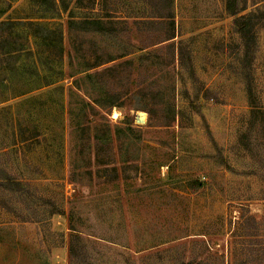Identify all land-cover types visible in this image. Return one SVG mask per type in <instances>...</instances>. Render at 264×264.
I'll return each instance as SVG.
<instances>
[{
	"label": "rangeland",
	"instance_id": "374dc122",
	"mask_svg": "<svg viewBox=\"0 0 264 264\" xmlns=\"http://www.w3.org/2000/svg\"><path fill=\"white\" fill-rule=\"evenodd\" d=\"M172 1L0 0V264H264V2Z\"/></svg>",
	"mask_w": 264,
	"mask_h": 264
},
{
	"label": "trees",
	"instance_id": "16d2710c",
	"mask_svg": "<svg viewBox=\"0 0 264 264\" xmlns=\"http://www.w3.org/2000/svg\"><path fill=\"white\" fill-rule=\"evenodd\" d=\"M264 2V0H262ZM150 2L151 6L153 7V15L151 19H142L143 22H148L151 24H155L156 26L161 25H167L168 33L163 38L158 40L157 42L162 43L165 41H168L167 45L171 48H173L174 55L176 56L177 49L178 54H183V40L179 41H171L176 37L175 32V13L174 9L172 7L173 1L172 0H148ZM233 14L237 15L235 18V21L238 25V28L240 32L243 34L245 39L249 37L253 33L254 25L257 21L264 18V3L263 6H260L258 10L250 11L249 13L238 15L239 10L232 9L231 11ZM249 42V39L247 40ZM176 48V49H175ZM111 60V59H110ZM106 61H109L107 59ZM127 62V61H126ZM149 112V122L152 124H158V125H170L172 121L175 119V116L172 117H157L154 115L150 110ZM156 116V117H155ZM158 118V119H157ZM250 219L257 220V223L262 220L264 222V219H257L255 215L248 214L246 217V221H249Z\"/></svg>",
	"mask_w": 264,
	"mask_h": 264
},
{
	"label": "bare ground",
	"instance_id": "6f19581e",
	"mask_svg": "<svg viewBox=\"0 0 264 264\" xmlns=\"http://www.w3.org/2000/svg\"><path fill=\"white\" fill-rule=\"evenodd\" d=\"M115 113H116V112H115ZM139 119H140L141 121H143V120H144V116L141 115V118H139Z\"/></svg>",
	"mask_w": 264,
	"mask_h": 264
}]
</instances>
